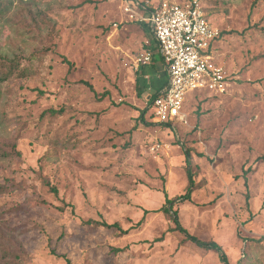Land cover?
I'll use <instances>...</instances> for the list:
<instances>
[{
	"label": "rangeland",
	"instance_id": "rangeland-1",
	"mask_svg": "<svg viewBox=\"0 0 264 264\" xmlns=\"http://www.w3.org/2000/svg\"><path fill=\"white\" fill-rule=\"evenodd\" d=\"M184 1L0 0V55L33 71L0 86V264H67L53 251L71 264H223L164 212L138 224L164 193H186V149L203 187L177 203L181 225L229 264H264V0H204L227 92L189 93L171 127L139 122L146 110L154 124L148 99L167 72L126 7ZM51 109L62 113L42 117Z\"/></svg>",
	"mask_w": 264,
	"mask_h": 264
},
{
	"label": "built area",
	"instance_id": "built-area-1",
	"mask_svg": "<svg viewBox=\"0 0 264 264\" xmlns=\"http://www.w3.org/2000/svg\"><path fill=\"white\" fill-rule=\"evenodd\" d=\"M130 4L131 19L149 26L167 72V84L149 104L151 122L157 125L185 122V104L191 92L220 95L227 92L231 78L214 62L212 50L221 32L205 11L204 0H185L181 4L164 3L156 7L148 2ZM152 54H143L138 63L147 65Z\"/></svg>",
	"mask_w": 264,
	"mask_h": 264
},
{
	"label": "trees",
	"instance_id": "trees-1",
	"mask_svg": "<svg viewBox=\"0 0 264 264\" xmlns=\"http://www.w3.org/2000/svg\"><path fill=\"white\" fill-rule=\"evenodd\" d=\"M256 4L254 3V6ZM205 11L208 15L209 18V14L207 12V8H205ZM210 19V18H209ZM219 40V39H218ZM217 40V41H218ZM216 41V42H217ZM64 61L68 64H70V62L64 58ZM71 66V64H70ZM31 75H33V71L30 70L28 67H24V68H20V64H19V60L15 59V58H8L6 56H2L0 55V86L7 83L10 79L13 78H27L30 77ZM86 85H89L88 83H85ZM91 89H93L90 86ZM94 90V89H93ZM159 94V90L156 91L149 99H148V108H149V104L151 103V101L156 98ZM107 93H103V94H97L95 95V98L97 101L101 102L104 100V98L106 97ZM61 111H56V110H48L46 112L43 113L42 117L45 115H50L51 117L56 116L58 114H61ZM146 114V110L141 111L140 116H139V122L145 126H152V125H157V124H151L149 122H146L144 120V115ZM173 124H165L162 126L165 127H171ZM137 128V125L134 127ZM13 152L16 156H20V153L17 152L14 148H13ZM185 156H186V173H187V178H188V186H187V190L186 193L183 196L180 197H175V198H169L167 193H164V198H165V203L163 205L162 208L158 209V210H144V216L142 218V220L138 223L141 224L144 222V220L146 219V216L148 214H152V213H159V212H164L165 214L171 216L174 224H175V228L173 229V231L178 232L182 235L185 236L187 241L192 242L193 244H195L197 247L202 248L204 250H208V251H213L216 254H218L220 261L223 264H229V259L227 254L224 252L223 248L216 243L215 241H203L200 240L199 238H197L196 236L191 235L182 225L179 219V212L178 210L175 209L176 205L178 202H186V201H191L192 200V196L194 194L195 191L201 189L203 187L202 182L197 183L195 181V177L197 175V172L194 171V169L196 168V166H194L193 164V159H192V155H191V151L189 149L185 150ZM199 157H202L201 155H199ZM259 160H264V157L259 158ZM252 171L251 168H248L244 175L247 176L250 172ZM246 185H247V179L245 180ZM46 185L49 186L51 188V191L57 195L58 191L55 187H51L49 182H46ZM66 207H73L71 204H65ZM85 224L88 225H92L95 228H103V229H107V230H114L117 231L119 233V235H126L129 233L130 230H124L118 223H113V224H109L106 221H88ZM119 251V250H117ZM52 254H54L55 256L59 257V258H63L67 264H71V261L66 257V256H59L57 255L54 251L52 252ZM5 264H11L10 260H6Z\"/></svg>",
	"mask_w": 264,
	"mask_h": 264
},
{
	"label": "crops",
	"instance_id": "crops-1",
	"mask_svg": "<svg viewBox=\"0 0 264 264\" xmlns=\"http://www.w3.org/2000/svg\"><path fill=\"white\" fill-rule=\"evenodd\" d=\"M136 3H137V2H136ZM136 3L132 2V4H133V6H134L135 9H137V8H136ZM140 3L145 4L144 2H140ZM149 4H150V3H149ZM137 10H138V11H141V10H139V9H137ZM137 23H138V22H137ZM140 24H141V23H140ZM141 25L146 26V27L150 30V28H149L148 25H146V24H141ZM156 44H157V43H156ZM156 48H157V45H156ZM157 52H158V48H157ZM214 54H215V53H214L213 50H212V56H213V59H214V61H215ZM158 55H159V52H158ZM159 57H160V55H159ZM152 58H153V57H152ZM159 62H161V63L163 64V66L165 67V64H164L163 60L161 59V57H160V61H159ZM162 64H161V65H162ZM165 69H166V68H165ZM166 84H167V80H166ZM165 86H166V85H165ZM161 89H162V88H161ZM161 89H160V90H161ZM160 90H159V91H160ZM196 93L198 94V93H200V92H196Z\"/></svg>",
	"mask_w": 264,
	"mask_h": 264
}]
</instances>
